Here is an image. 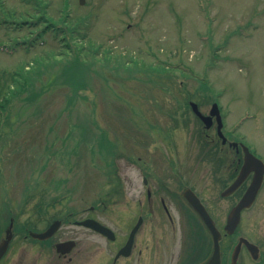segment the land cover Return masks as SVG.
Returning <instances> with one entry per match:
<instances>
[{
    "label": "rangeland",
    "instance_id": "374dc122",
    "mask_svg": "<svg viewBox=\"0 0 264 264\" xmlns=\"http://www.w3.org/2000/svg\"><path fill=\"white\" fill-rule=\"evenodd\" d=\"M16 1L7 0V5H14ZM57 1L53 0V3ZM69 2L66 11L79 14V20L91 17L92 24L85 32L87 41L103 42L101 50L107 46L120 52L124 47L129 60L136 63L128 66L130 79L123 68L106 71L107 78L110 76V86L94 78L95 93H88L87 100L79 99L72 115L76 114L71 118L64 106L72 91L65 85L54 84L52 91L43 92L28 109L27 106L23 108L26 93L11 99L5 113L0 114V161H6L3 166L16 169L22 184L49 183V177L53 176L50 181L53 179L54 183H65L66 186L58 189L56 185L54 190L47 192L53 194L52 198H58L62 192L70 195L68 204L71 210L98 203L97 189L104 182L99 169L106 167L104 159L94 158L98 143L95 140L85 142L84 137H79L80 132L74 138H66L70 129L69 119L71 124L78 122L76 116L79 115L84 121L86 113L91 119L92 107L96 123H89L91 132L104 130L108 139L117 144V150H124L123 157L131 151H137L136 156L150 152L157 160L155 152L161 156L160 148H166L150 124L155 121L168 124L170 118L167 114L175 107L176 99L182 104L180 110L185 109V102L191 98L202 106L204 112H208L214 96L222 111L226 112L229 128H234L246 116L237 132L252 150L264 153V0ZM48 9L55 15L52 16L55 20L63 14L55 10L53 4ZM16 11L28 13V19L21 18L14 23L17 31L7 32L0 28V42L10 43L16 38L38 35L35 34L38 28L27 29L34 15L23 7L16 8ZM242 30L249 32L247 37L242 35ZM202 33L209 34L211 39L202 41ZM44 38L48 42L45 45H49L48 36L44 35ZM43 45L11 54L0 51V71L10 73L27 62H30L29 66L32 64V70L45 69V74L54 71L60 65L52 57L40 65V61H47V54L41 53ZM215 47L219 49L215 50ZM145 68L155 73L144 72ZM44 77L41 75L37 80H44ZM39 83L36 82L37 88ZM203 84L209 85L210 89ZM206 93L208 95L204 96ZM7 113L11 114L8 119ZM184 113V117L181 115L183 119L194 120L188 109ZM133 136L136 146L132 148ZM154 138L156 143L148 145ZM176 142L181 152L190 149L191 141L185 128L181 129ZM3 144L9 149L3 151ZM7 150L11 153L5 154ZM196 150L197 146L193 148ZM115 160L119 176L126 181L124 174L129 175L131 170L125 169L127 163L122 157ZM44 170L48 174L40 173ZM34 173L36 177L32 178Z\"/></svg>",
    "mask_w": 264,
    "mask_h": 264
},
{
    "label": "flooded vegetation",
    "instance_id": "af4514ba",
    "mask_svg": "<svg viewBox=\"0 0 264 264\" xmlns=\"http://www.w3.org/2000/svg\"><path fill=\"white\" fill-rule=\"evenodd\" d=\"M221 117L226 141L218 135L215 117L208 129L195 128L192 120H167L158 132L177 136L187 127L194 142L199 136L203 145L185 153L161 151L157 160L127 159L126 181L107 183L98 203L75 210L69 195L52 198L47 192L65 183L22 184L16 169L0 161V245H6L0 264H207L215 253L214 234L189 203L194 195L220 233L218 264H264V153L252 150L263 166L256 163L233 186L245 152L240 141L229 138ZM257 173L262 177L255 196L240 210L233 233H227V216ZM56 220L57 229L39 238Z\"/></svg>",
    "mask_w": 264,
    "mask_h": 264
},
{
    "label": "trees",
    "instance_id": "16d2710c",
    "mask_svg": "<svg viewBox=\"0 0 264 264\" xmlns=\"http://www.w3.org/2000/svg\"><path fill=\"white\" fill-rule=\"evenodd\" d=\"M53 1L51 0H19L17 6H10L6 10L0 0V28L8 31H17V27L14 23L18 22L21 18L28 19V13H17L16 8L23 7L29 10V14L34 15V20L31 19L32 24L27 27V29H39L37 36L26 37V38H16L9 43L11 46H22L24 49H29L35 47L36 45H43V51L41 53H46L47 61H40V65L44 62H48L50 57L53 61H58V67L53 70H49L48 74H45V69L32 70L29 66L30 62L21 64L18 68L12 72H7L5 70L0 71V112L2 113L5 108L10 105L11 99L20 95L21 93H26L24 97L23 108L27 109L37 101L42 93L49 90L55 83L60 85L68 86L72 95L69 97L71 101L75 97H81V99H87L88 93L94 92L93 79L99 78V80L107 86L109 85L110 76L106 75V71L122 69L126 73L129 72L128 66L131 63H136L129 61V56L123 55L119 52L112 50L111 48L105 47L101 50L99 44L93 43L90 39L87 41L85 37L86 29L92 24V20H79L78 15H71L66 9L61 8L62 15L58 19H54L51 14L50 6H52ZM54 5V4H53ZM62 5L66 8L68 5L63 3ZM56 10V9H55ZM31 23V22H30ZM47 35L49 38V45L47 44V39L44 38ZM3 45L5 43L2 42ZM4 49L3 46H0ZM57 49L58 52H53ZM43 64V66H44ZM28 65V66H27ZM53 68V67H52ZM144 72L150 73V69H143ZM112 72V71H111ZM152 73V72H151ZM41 75H45L44 80H37L41 78ZM131 75V74H130ZM130 75L128 77H130ZM39 83L38 88L36 87V82ZM95 93V92H94ZM26 109V110H27ZM24 110V111H26ZM11 114L7 113L5 116L8 119ZM86 126V129H90V126ZM83 125H73L71 129L79 128ZM87 130V133L79 134L80 137H85L87 139L96 136L94 133L92 135ZM71 134V133H70ZM89 135V136H88ZM100 139V138H99ZM106 136L104 133L101 134V143L105 147V150L111 154L114 152L112 146L106 141ZM114 154V153H113Z\"/></svg>",
    "mask_w": 264,
    "mask_h": 264
},
{
    "label": "water",
    "instance_id": "95a60500",
    "mask_svg": "<svg viewBox=\"0 0 264 264\" xmlns=\"http://www.w3.org/2000/svg\"><path fill=\"white\" fill-rule=\"evenodd\" d=\"M191 107H192L193 111H195L197 113V115L205 122V125H207V126H209V124H210L209 119L211 118V115H213L215 113L217 114L218 111H219L216 103H214L212 105V107L210 109V114H208V115H203L198 110L197 104H195L194 102H191ZM217 118H219V116H217ZM245 152H246L245 163L243 164L242 169H241L242 174H244V172H247L251 168L254 169L255 167H257V165H256V162H257L256 160L257 159L252 154H250L246 148H245ZM255 179H257V180L252 185H250V188L248 189L247 193L245 194L243 200L240 203L241 205L246 204V203L247 204L250 203V201L254 198V195H255V192H256V189H257V185L259 184V181L261 179V174L260 173H257ZM193 202H194V206L197 209L200 210V208H201L200 207V204L198 202L196 203L195 200H193ZM58 223H59L58 221H55L53 223V225L50 227V229L47 230V232H45L44 234L39 235V236L40 237H45V236H48L51 233H53L54 230L57 228ZM86 223H88V222H86ZM208 224H209L210 227H212V223L210 221H208ZM91 225H93L94 228H96V229H100V228H97L96 223H92ZM2 252H3V250L0 249V255H1Z\"/></svg>",
    "mask_w": 264,
    "mask_h": 264
}]
</instances>
